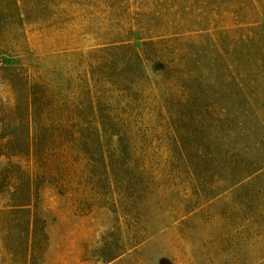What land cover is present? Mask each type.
Instances as JSON below:
<instances>
[{"label": "rangeland", "instance_id": "rangeland-1", "mask_svg": "<svg viewBox=\"0 0 264 264\" xmlns=\"http://www.w3.org/2000/svg\"><path fill=\"white\" fill-rule=\"evenodd\" d=\"M118 41L158 49L135 67L150 82L187 73L192 102L247 121L223 137L161 92L147 143L170 177L130 221L74 211L42 174L50 84ZM0 264H264V0H0Z\"/></svg>", "mask_w": 264, "mask_h": 264}, {"label": "trees", "instance_id": "trees-1", "mask_svg": "<svg viewBox=\"0 0 264 264\" xmlns=\"http://www.w3.org/2000/svg\"><path fill=\"white\" fill-rule=\"evenodd\" d=\"M157 52L150 42L129 45L118 41L104 50L107 57L94 60L90 65L92 75L81 79V84L64 92L50 84L48 147L41 173L60 195L69 197L74 211L90 213L106 208L130 221L141 215L140 210L153 196L164 195L166 187L159 186L164 185L161 182L169 172L153 168L147 135L156 118L172 117L164 106L166 102L184 120L191 117L180 113L181 108L196 112L193 122L199 126L211 129L221 124L220 134L226 138L247 124L243 118H232L234 110L192 102V88L180 83L189 77L187 73L173 70L170 76H164L165 85L161 87L135 69ZM175 65L172 61L171 67L175 69ZM161 92L167 95L165 103L160 99ZM110 138H115L114 148ZM31 174L38 175L33 168Z\"/></svg>", "mask_w": 264, "mask_h": 264}]
</instances>
